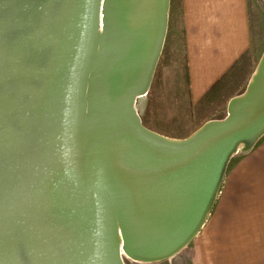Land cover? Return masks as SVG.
Returning a JSON list of instances; mask_svg holds the SVG:
<instances>
[{
  "label": "water",
  "instance_id": "1",
  "mask_svg": "<svg viewBox=\"0 0 264 264\" xmlns=\"http://www.w3.org/2000/svg\"><path fill=\"white\" fill-rule=\"evenodd\" d=\"M104 8L84 91L97 0H0V264H113L118 234L161 257L199 223L235 141L264 130L263 67L227 123L178 145L143 137L126 105L146 85L165 0Z\"/></svg>",
  "mask_w": 264,
  "mask_h": 264
},
{
  "label": "crops",
  "instance_id": "2",
  "mask_svg": "<svg viewBox=\"0 0 264 264\" xmlns=\"http://www.w3.org/2000/svg\"><path fill=\"white\" fill-rule=\"evenodd\" d=\"M180 10L196 105L250 49V9L248 0H180ZM193 252L192 264H264V135L228 163Z\"/></svg>",
  "mask_w": 264,
  "mask_h": 264
},
{
  "label": "rangeland",
  "instance_id": "3",
  "mask_svg": "<svg viewBox=\"0 0 264 264\" xmlns=\"http://www.w3.org/2000/svg\"><path fill=\"white\" fill-rule=\"evenodd\" d=\"M248 5L251 22L250 49L220 85L207 98L203 99V102L193 105L189 101L186 81L184 31L180 0H167L162 39L157 56L151 66L146 87L144 92L134 94L132 101L129 99L132 111L138 117L142 128L161 137L180 141L188 139L210 122L223 121L229 117L230 100L248 90L251 77L264 54V0H248ZM97 19L98 16L94 21V27L98 22ZM94 27L91 34L92 41L89 48L88 64L91 61L90 56L96 34ZM263 135L264 130L252 144L233 152L225 160L221 174L224 173L228 163L235 155L238 156L247 152ZM210 207L211 204L197 229L206 219ZM193 235L174 257L146 261L136 260L122 245H118L113 236L111 238L113 264H192Z\"/></svg>",
  "mask_w": 264,
  "mask_h": 264
},
{
  "label": "bare ground",
  "instance_id": "4",
  "mask_svg": "<svg viewBox=\"0 0 264 264\" xmlns=\"http://www.w3.org/2000/svg\"><path fill=\"white\" fill-rule=\"evenodd\" d=\"M104 1L105 0H97V7H98V11H97V16H98V27H97V32L95 34V40H94V45H93V51L91 52V61L90 63L86 64L85 65V68L83 70V73H82V77H81V80H80V85L83 83V86H84V91H85V87H86V80L87 78L89 77L90 73H91V70L94 66V63L96 61V57H97V51L99 49V40H100V37L101 35L103 34L105 28H104V22L103 20L105 21L106 19L104 18ZM166 2L167 0H165V9H164V16L166 15ZM99 16H100V20H99ZM103 18V20H102ZM163 32V31H162ZM161 39H162V34H161ZM160 39V40H161ZM161 42V41H160ZM160 45V43H159ZM159 47V46H158ZM158 51V50H157ZM157 53L156 52V56H157ZM264 55V54H263ZM156 58V57H155ZM154 58V60H155ZM154 63V61H153ZM152 63V64H153ZM264 67V56H262V59L260 60V63L258 64L255 72L253 73L252 77H251V80H250V84H249V87H248V90L242 94V95H239V96H235L233 97L230 102H229V117H227L225 120L223 121H213V122H210L208 124H206L204 127H202L201 129H199V131H197L196 133H194V135H192L191 137H189L188 139L186 140H170V139H167V138H164V137H161L160 135L152 132V131H149L147 129H144L140 126L139 124V119L138 117L133 113L132 111V108H131V101H132V97L134 94H140L142 92H144V89L142 90H139L137 91L136 93H134L131 97H130V102L128 101L127 102V105H126V116H125V121L133 128H137L139 133L155 142V143H158V144H164V145H178V144H181V143H185V142H188L192 139H194L198 134H200L201 132H203L206 128H208L209 126H213V125H220V124H225L227 123L231 118L232 116H234L235 112L237 111L238 107L242 104H244L245 102H247L253 95L254 92H257V87H258V84L260 82V77H261V73H262V69ZM152 68V67H151ZM150 72H151V69H150ZM129 104V105H128ZM84 107H82V112L80 113V117H79V125H78V128L80 130V132L82 131L83 129V123H84ZM253 140V137L252 138H240V139H237L233 145V147L226 153V155L224 156V159H223V162H222V166L225 162V160L233 153L235 152L237 149L241 148V147H245L247 146L248 144H250V142ZM222 172V171H221ZM217 183L218 181H216L215 185L213 186L212 188V191H211V194H210V197L206 203V206L204 208V211L202 213V217L199 221V223L197 224V226L195 227V229L189 234L187 235L183 240H181L176 246H174L172 249H170L166 254L162 255L161 259H167V258H172L174 257L176 254H178L184 247V245L186 244V242L192 237V235L195 233V230L197 229V227L200 225L204 215L206 214L207 212V209L209 207V205L211 204L212 202V199H213V196H214V193L216 191V188H217ZM116 241L118 243V245L120 246L121 245V240H120V237H119V234H118V237H116ZM132 256L138 260V261H146V260H155V259H151L150 257L148 256H141V255H137L136 253H131Z\"/></svg>",
  "mask_w": 264,
  "mask_h": 264
},
{
  "label": "trees",
  "instance_id": "5",
  "mask_svg": "<svg viewBox=\"0 0 264 264\" xmlns=\"http://www.w3.org/2000/svg\"><path fill=\"white\" fill-rule=\"evenodd\" d=\"M185 59H186V81H187V86H189V74H188V65H187V58H186V55H185ZM227 76V75H226ZM226 76L222 77L218 82H216L212 88L210 89V91L204 96L203 99L207 98V96L209 94H211L219 85L220 83L226 78ZM203 99H201L200 102H203Z\"/></svg>",
  "mask_w": 264,
  "mask_h": 264
}]
</instances>
